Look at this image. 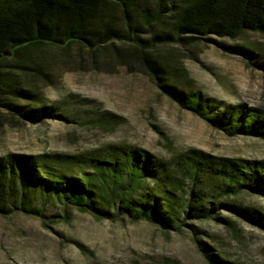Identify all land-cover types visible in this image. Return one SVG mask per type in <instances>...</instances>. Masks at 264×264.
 <instances>
[{"label": "trees", "instance_id": "obj_1", "mask_svg": "<svg viewBox=\"0 0 264 264\" xmlns=\"http://www.w3.org/2000/svg\"><path fill=\"white\" fill-rule=\"evenodd\" d=\"M247 33L264 35V0H0V128L69 120L30 81L53 85L52 63L69 64L76 47L81 52L70 63L78 70L126 67L226 136L264 141L260 110L204 96L183 65L196 59L201 45L214 44L264 72V54L256 46L214 39L238 41ZM243 193L264 200V159L197 148L165 159L131 144L0 156V216L26 213L43 225L59 222L34 206L42 198L61 207L65 222L73 208L97 221H145L167 233L186 228L207 264L229 263L198 239L196 223L229 226V219L219 217L223 210L264 231V207L238 202ZM225 197L233 200L223 202Z\"/></svg>", "mask_w": 264, "mask_h": 264}, {"label": "rangeland", "instance_id": "obj_2", "mask_svg": "<svg viewBox=\"0 0 264 264\" xmlns=\"http://www.w3.org/2000/svg\"><path fill=\"white\" fill-rule=\"evenodd\" d=\"M214 39L256 46L264 54L263 34L247 33L238 41ZM77 52L81 51L76 47L69 51V64L52 63L53 85L30 81L45 103L58 106L69 120L5 124L0 128V156L76 154L108 144H131L165 159L191 148L222 157L264 159L263 140L226 136L180 109L148 76L126 67L82 72L70 63ZM197 52L196 59H184L183 65L201 94L264 114V72L214 44L201 45ZM237 201L264 207L263 199L244 193ZM34 206L48 217L57 216L59 222L43 225L40 218L26 213L0 216V264H207L186 228L167 233L145 221H97L73 208L67 209L70 220L65 222L58 204L39 198ZM219 217L231 225L213 220L196 223L198 239L229 264H264V231L223 210Z\"/></svg>", "mask_w": 264, "mask_h": 264}]
</instances>
